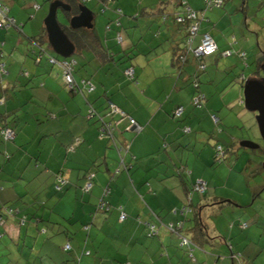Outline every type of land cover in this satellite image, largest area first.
<instances>
[{"label":"crops","instance_id":"0c3cea01","mask_svg":"<svg viewBox=\"0 0 264 264\" xmlns=\"http://www.w3.org/2000/svg\"><path fill=\"white\" fill-rule=\"evenodd\" d=\"M4 1L11 12L13 1ZM89 1L93 4L90 10L94 14V27L78 29L89 33L90 38L84 39L83 34H79L76 42L68 37L76 54L68 58L76 61L73 77L79 92L66 87L59 66L45 58L39 63L34 60L35 55L45 50L59 59L64 58L54 53L48 44L43 23L36 31L24 29L25 34L23 25H20L21 31L17 27H14L17 31L0 27V48L6 69L3 76L0 74V120L3 118L15 131L12 141L0 138V207L9 205L18 210L15 215H6L0 226V264H177L172 259L178 256L181 263L186 251L198 264H210V260L211 264H223L225 260L220 261L223 242L239 250L229 238L217 233L215 225L208 226L203 216L210 214L220 218L221 207L228 204L235 208L232 213L238 214L236 209L242 205L218 196L231 197L228 193H219L218 183L221 182L218 179L204 177L207 169L201 162L210 165L212 161L206 145L201 146L208 137L199 121L205 117L202 108L209 106L215 97L207 102L209 96L223 89L214 90L209 84L204 85L203 80L216 82L215 76L220 71L212 72L208 65L217 69L219 57H232L222 54L233 49L238 35L251 29V33L264 40V24H260L264 17L258 18L256 14V11H264V0H225L222 7L206 11L199 34L208 32L217 50L205 56L206 68L197 75V90L191 83L195 82L190 75L194 73L193 62L182 71L171 64L174 49L182 46L186 34L185 28L172 18V13L180 8V0H116L114 4L122 12L120 27L127 38L123 46L114 38L116 27L108 28L109 22H106L105 33H102L100 19L97 24L99 13L108 15L109 21L118 15L110 10L102 13L100 0ZM185 1L194 9L203 7V0ZM239 12L243 22L239 33L235 34L239 20L235 21V17ZM63 15L57 14L58 20L67 23ZM11 16L18 23L16 16ZM36 35L40 43L37 50L31 40V36ZM257 44L259 48L251 50L247 60L256 63L254 75L264 61V44L259 39ZM239 49L243 50L242 46L236 48ZM130 65L135 70V81L128 79L123 71ZM22 69L27 71L26 75L21 73ZM82 80H89L91 88H83ZM235 82L241 88L238 78ZM230 85L233 92L225 102L243 104L241 90ZM196 91L204 94V107L191 105ZM108 101H111L112 113L105 119L114 122V141L98 138L100 122L87 113L90 105L99 112H106ZM178 105H182L184 111L175 119L173 111ZM211 106L216 108L213 102ZM129 118L142 129L136 131ZM184 126L190 127L189 134H184ZM191 153H194L193 159ZM4 154L10 158H5ZM184 170L190 172L188 177L183 173L180 176L179 172ZM87 171L93 174L91 193L81 191ZM59 173L67 183L57 190L55 177ZM232 173L227 175L226 183ZM196 178H204L208 185L203 197L192 196L206 236L198 246L184 252L178 235L167 227L181 219L179 209L189 202L186 190ZM105 186L110 188L107 200L111 209L92 214L97 196ZM211 188L213 195L209 193ZM218 202L223 205L219 206ZM119 206L127 214L123 221L118 218ZM21 216L26 217L25 222L20 221ZM238 223L234 222L230 230ZM85 224L90 225L88 232L83 229ZM192 225L193 221L183 222V233L188 237ZM151 229H156L158 234L154 235ZM83 232L86 234L82 248L79 244L73 245L70 239ZM52 233L59 235L62 247L48 245L46 237ZM258 234L257 230H249L244 236L255 241L254 236ZM67 242L71 249L64 250ZM256 244H260V238ZM87 245L89 253L82 254ZM52 250L57 251L52 253ZM206 250L218 254L210 258ZM244 250L253 259L260 254L254 255L258 250L253 253L251 249ZM213 253L208 254L213 256ZM229 254L231 256L230 251Z\"/></svg>","mask_w":264,"mask_h":264},{"label":"rangeland","instance_id":"374dc122","mask_svg":"<svg viewBox=\"0 0 264 264\" xmlns=\"http://www.w3.org/2000/svg\"><path fill=\"white\" fill-rule=\"evenodd\" d=\"M12 1H13V7L11 8L12 9L11 12H9L10 8L7 7L6 8L8 9L10 16L12 14L15 15L16 18L18 19V23L20 25H23L22 26L23 34H25L28 31H36V29L39 28V26L43 23L44 18L48 13L49 6L52 0H12ZM115 1L116 0H114L113 3H115ZM84 3H85L84 5H86L88 8H91L93 5L90 1H86ZM33 4H38L40 8L35 10L33 8ZM60 14L61 12L59 11L58 12L59 17ZM256 14L258 18L264 17V11L263 12L260 10L256 11ZM107 16L99 13L97 17V24H98V19H100L101 21L99 22L102 23V25L100 26L102 33H105V23L109 21L106 18ZM249 16H251V9ZM236 18L237 19L239 18V20L236 21ZM10 19L13 20L12 17ZM254 19L257 20L256 17H254ZM235 21L237 22L236 24L237 26H235L236 28L234 29L236 34L239 33L237 31H239L240 24H242L243 22V17L241 16V12L236 13ZM260 24L261 25L264 24L263 18L260 19ZM110 25L120 30L124 38L123 42H125L127 38H125V33L122 27L117 28V26H115L113 22H110ZM24 29L26 32L24 31ZM14 30L17 31L16 29ZM250 31L251 29L244 34H241V36L238 35V38L234 45L235 48L233 47V49H236L237 47L239 48L240 46H242V49L247 54L246 60H248V57H250L251 50L253 49L256 50L259 48V45L257 44L258 39L260 40V43L264 44V40H262L261 37L257 38L256 35L251 33ZM75 55L76 54H72V56ZM246 62L247 64L250 63L249 67L245 66L243 61L240 60L237 55H232V57H219V61L217 62V66H218L217 69L212 67L211 65H208V68L210 67L209 70H211L212 72L220 71L217 72V76H215L214 82L215 81L216 82L212 84L210 83L209 79L203 80L204 85L209 84L210 86L213 87L214 90L216 89V87L219 90L220 88L223 89L222 91L219 92L217 91V93L215 92L211 94V96H209L207 102L211 97L214 96L215 97L212 98L209 106L208 105L207 106L204 105L205 107L203 106L204 108H202V111L205 112V117H203L204 119H202V121H199V123H201V125L203 126L202 129H205V133L208 137L207 140L201 143V146L206 145L208 157L211 158L210 161H212V164L210 163V165H206L205 163L201 162L203 167L207 169V172L204 177L205 179L207 177L218 179V181L221 182L218 183L219 193L221 192H223L224 194L228 193L231 195V197H226L219 194L217 195L224 199L235 201L238 205H242V207L236 209L238 210L237 211L238 214H233L232 211L235 210V208L233 207V205L228 204L225 205L224 207L223 206L221 207L223 214H221L222 216L220 218L212 215L210 216V214H206V215L204 214V216L202 214V216L204 217V220L208 224V226L215 225L217 233L219 232V234L225 239L229 238L230 242L231 241L234 242L233 243L234 248L239 250L240 253L242 254V256L239 255L240 257H242V261L240 260L241 264H264V245H263L264 244V142L260 136L257 124L255 122L254 113L245 109L243 104L229 105L227 102H225V99H227L230 96L229 94L233 92L232 86L230 84H233L234 86L237 85L235 81L236 78H238V75L243 73L244 76L247 78L254 77L253 72L255 71L256 63L250 62V60ZM193 66L195 69V65ZM225 66H227L228 70H230L229 73ZM192 78L194 79V75H192ZM236 87L239 88V86ZM239 89L241 90V94H242V89L241 88ZM212 102H213V106H215L216 108H212V106L210 107ZM210 110H212L216 114L217 118L220 120L218 123H215V121L210 117V113L207 112ZM243 140L253 141L255 143L260 144L261 147L257 152L255 151V149L240 147L239 146L240 142ZM216 144L222 145L223 148L225 146L226 147L232 146L233 148H236V150H234V152L228 151L225 155L226 159L221 163H217V161L214 160V156L216 153L215 152ZM254 152L257 154L253 155ZM193 158H194V153H191V159ZM230 171H233V173L230 174L229 177L230 181L226 183L227 181L226 177L230 173ZM205 179L196 178L195 180L196 181L202 180L206 182ZM213 191L214 189L211 188L209 190V193L213 195L214 193ZM195 194L198 193L195 192ZM256 214H260L261 216H258ZM255 217H257V219H253ZM231 221L236 223L238 222L246 223L248 227L246 229H240L239 227H237V225H235L233 231H231L229 227V222ZM249 230L250 231L257 230V233H260L256 237L254 236V239L256 240L260 238V244H256V240L252 241L251 238L244 236L246 232H248ZM85 234L86 232L80 233L78 236L76 235V238L72 236L73 239L72 240L70 239V242L73 245L79 244L81 245L82 248L84 244ZM58 236L59 235L56 234L53 235V233L49 234V236L46 237L48 245L55 244V245H60L62 247L63 242L61 243L59 241ZM254 245H257L258 248ZM221 247H222L221 249L222 258L220 257V261L225 260L223 264H231L230 262L231 256L229 254V249H230L229 242L228 243L227 241L223 242L221 244ZM245 248L251 249L252 253L253 251L258 250L257 252H255L254 255H256V253H260V254L255 256V259H253L251 258L252 255L244 250ZM86 249L87 250L90 249L89 245H87ZM183 249L184 252L185 250H188V248L186 247H183ZM260 250H262V252H259ZM56 251L57 250H52V253H56ZM209 251H207L206 255H208V257L210 258H214L218 254ZM185 253H186V257L183 259L181 263H179L178 261L179 260L178 256H175L174 259H172V261L177 262V264H198V262H195V260L189 257L188 251H186ZM208 253H213L215 255L211 256ZM225 253H227V255L223 257ZM210 264H211V260H210Z\"/></svg>","mask_w":264,"mask_h":264},{"label":"trees","instance_id":"16d2710c","mask_svg":"<svg viewBox=\"0 0 264 264\" xmlns=\"http://www.w3.org/2000/svg\"><path fill=\"white\" fill-rule=\"evenodd\" d=\"M63 1H65L66 3H68L71 6V9L69 11L63 12V11L60 10V12H63L64 15H66V17H67L66 19L68 20V17L70 18L71 16H73L74 14L77 13V10H78V6L77 5L79 4V0H63ZM113 1L114 0H100L101 6L99 7V9H100V11L102 13H105V12H107V11L110 10L113 13L117 14L118 16L115 17V18H112V20L108 21L109 23L107 25H109V27H110V22H113L114 25L117 26V28H118V27L121 26L120 25V21H119V16L122 15V12H121V10L119 11L118 7L113 3ZM221 1L222 2H221V4L219 6L212 7V8H220V7H222L225 0H221ZM0 2L3 5V7L9 8L8 5L5 3L4 0H0ZM84 2H86V1H84ZM35 5H37L38 7H35ZM185 5H188L189 6V4L185 0H180V8L177 11H175V12L172 13V18H173L174 22L177 25L183 26L185 28V30H186V34H185V37H184V41L182 43V46L181 47H176V49H174L173 56H172V63L171 64L177 70L182 71V70H184V68H186V66H188V64H190L191 62H193V65H195V70H194V73L192 72L190 75H191V77H192V75H194V78H195L194 81L195 82H191V83H194L195 90H197V89H199V81L197 80L198 79V76L197 75L202 70H199V65L201 64V59H199V57H197L195 55L194 48L196 47V45L199 42L200 34L197 35L198 37L196 36V38H198V42L196 41V38H195L192 41L191 45L188 46L187 43H186V39H187V37L189 35L188 28H189L190 21L189 20H184V21L178 22L175 19V17L178 16V15L183 16V13L182 12H183V9H184V6ZM39 7L40 6L38 4H33V8L35 10L36 9H39ZM7 8H6L5 13L7 14V16L9 18L12 17L14 22L10 26L4 27L3 29H8V28H11V27L12 28L13 27H17V29L19 28L21 30L20 24H18L16 22V20H15V18L13 16H10L9 15V12H8V9ZM190 8H192V7L190 6ZM205 8H206L205 0H203V7L201 9H198L197 10V9L192 8L193 10H196V11H204V16H202L200 18V20H199V28H200L201 21H203L205 19V13H206V11L212 9V8H208V9L205 10ZM58 12H57V14H58ZM63 13H61V14L63 15ZM64 15H63V17H64ZM163 19H166V16H163ZM117 22H118V24H117ZM61 24H62L61 27L63 28L64 32L67 34V36L71 40H74V41L77 42L78 41V35L79 34H83V38L84 39L90 38V34L87 33V32H84V31L79 30V29L78 30H72V29H70L67 26V23H62L61 22ZM116 32H120V30L116 29L115 35H116ZM114 38H115V36H114ZM31 40H32L33 46L35 47V50H37V47L38 48L40 47L39 46L40 43H39V40H38V36L37 35L36 36H31ZM115 40H116V38H115ZM116 42L120 46L123 45L121 43H118L117 40H116ZM35 50L33 49L34 52H35ZM229 50H231V49H229ZM37 53H38V51H37ZM233 54H236L243 61V63L245 65L247 64V62H246L247 61L246 60V52L244 50L232 49L230 55H228V56H231ZM3 58H4V53H3V51L0 48V62L4 64V67H3L4 68V72H0L1 76H3L6 73L5 63H4ZM42 58H45L49 63H51L53 65H57V66H59L62 69V67L58 63L60 60L62 61V59H59V58L55 57L54 55H52L51 53H49L47 50H45L43 53H39L38 55H35L34 56V60H37L36 63H39L42 60ZM50 58L55 59V62H50ZM202 61H203L204 65H205V68H206L205 58ZM74 67L75 66L73 65V71H74ZM130 67H132L134 69L133 65L127 66V67H125L123 69L124 74H125V70L128 69V68H130ZM21 73L26 75L27 74V71L25 69H22L21 70ZM134 74H135V70H134ZM126 76H127L128 79H130L132 81H135L134 80V75H133V78H130L128 75H126ZM88 81L89 80H82L83 88H85V89L89 88ZM75 84H76V81H75ZM72 91L73 92H75V91L76 92H79L80 90H79V88L76 87ZM196 93H201V92L200 91H196L195 94ZM195 94L192 96V98L190 100V103H191V105L193 107H196V105L193 104V97L195 96ZM204 100H205V98H204ZM110 102L111 101H108L107 102V106H106L107 111L104 112V113L97 111L91 105L89 106V109H88L87 113H90V111L93 110V113H90L91 117H96V120L100 122V126L98 128V133H97L98 138L102 139V138L105 137V138L111 139V141L112 140L114 141L115 140V138H114V131L116 129V127L114 126V122H111L110 120H106L105 119L108 116V114L112 113V107H111ZM203 104L204 103H202L201 106H197V107H202ZM178 106H182V105H178ZM178 106H176V107H178ZM110 108H111V110H110ZM182 114H183V112L181 113L180 116H182ZM210 114H211V118L212 119H213V116H215L217 118V116H216L215 113H210ZM173 117L175 119H179L180 118V117L174 116V114H173ZM2 119L3 118H1V120H0V129L1 128H10L14 132V136H15L14 129L11 126H9V124H7ZM218 122H219V119L217 118V121H215V123H218ZM185 127L189 128V130L188 131H184V128ZM101 128H103V130H104L103 132L100 130ZM108 131H110L111 133L109 132L110 133L109 134ZM183 132H184V134H189L191 132L190 127L184 126L183 127ZM0 138H2L5 141H9V140L12 141L14 139V137L12 139H5L4 135L1 134V132H0ZM217 145H219V144H216L215 145V152L216 153H215V156H214V160L217 161V163H221L222 161H224L226 159L225 155H226V153L228 151H231L230 150L231 148H229V147H232V146H228L227 148H225V147L223 148V146L221 145L222 146V149H223V155H220L219 156L218 153H217ZM4 156H5V158H10V155H8V154H4ZM120 161H121V164H122V158L121 157H120ZM179 173H180V176H182L184 174L183 176L188 177L190 172L188 170H184L183 172H179ZM85 175L86 176H85L84 182H83V184L81 186V191L83 193H91L92 192V189H93V185H94V182H93V174H90L87 171V173H85ZM59 178L64 179V181L63 182H59L58 181ZM88 180H90L91 186H90L89 189H86L85 188V184L88 182ZM66 183H67V179L65 177L63 178V174H60V173L59 174H56V177H55V188L57 190L61 189ZM195 183H196V180H193L192 182H190V185H188L189 187L186 190L187 198H190V200H191V201L188 202V204L191 207V211L190 212H184V213L181 214L182 217H181V219L177 223L181 222L182 223V226L179 229L176 228L178 230L177 231L178 232V235L182 236L183 238H185L188 241L187 244H184V245H180V242H179V245L181 247L188 248V250H192L193 247L198 246L199 245V242L202 241V239L206 236L203 233V232H205V226L201 222V216L198 213V209L195 208L196 206L193 205V203H192V196L195 194V192H197L199 195H201V197H203L206 194V192L208 191V185L205 182L206 183L205 190L203 192H198V191L194 190V188L192 187V186H194ZM109 194H110V188L108 186L103 187L102 190H101V192H100V195L97 196V202L95 203L94 209L91 212L92 214L98 213V212L105 213V212H108L111 209L110 203L107 200V196H109ZM218 204H219V206H222L223 205V202H218ZM119 209L120 210H119V216H118V218H119L120 221H123V220H125L127 218V214H126V212H124V211L121 210V206H119ZM17 211H18L17 208H13V207H11L9 205H4V206L0 207V217L2 218L3 224L5 222V218L4 217L6 215H15V214H17ZM179 211H180V209H179ZM121 213H124L125 214V218L124 219H120V214ZM25 219H26L25 216H21L20 217V221H22V222H25ZM187 220L193 221V225L191 226L192 229L190 231V237L186 236L183 233V229H182L183 228V222H186ZM232 222L233 221H231V224L229 223L230 228L233 226V223L234 222L233 223ZM177 223L176 224H173V228H175L177 226ZM2 225H0V226H2ZM148 226H150V224ZM237 226L240 229H244V228H246L247 224L246 223H238ZM89 228H90V225L89 224H85L83 226V229L85 231H87V232H88ZM167 228L169 229V227H167ZM151 231L154 232V235H157L158 234L156 229H151ZM151 236H153V234H151ZM66 244L69 245V248L68 249H64V250L71 249L70 243L67 242ZM229 248H230L229 251L231 252V258L230 259H231L232 264H241L242 257H240L239 255L242 256V254L239 251L233 250L230 244H229ZM81 253L82 254H88L89 251L87 249H83Z\"/></svg>","mask_w":264,"mask_h":264},{"label":"built area","instance_id":"2783aa9c","mask_svg":"<svg viewBox=\"0 0 264 264\" xmlns=\"http://www.w3.org/2000/svg\"><path fill=\"white\" fill-rule=\"evenodd\" d=\"M221 0H205V5H206V9L208 8H212V7H217L221 4ZM35 7H38L37 5H35ZM6 8L3 7V5L0 2V27H6L9 26L11 24H13V20L10 19L7 14L5 13ZM120 11V10H119ZM183 16H176L175 19L178 22L184 21V20H189L190 24H189V35L186 39V43L188 46L191 45L192 41L196 38V36L199 34V20L202 16H204V11H196L193 10L192 8H190V6L185 5L184 9H183ZM118 24V22H117ZM109 28V25L107 26ZM116 40L118 41V43H123L124 38L122 36L121 32H116L115 35ZM199 42L196 45V47L194 48V53L197 57H199V59H201V64L199 65V70H204L205 65L203 63V59L205 58V56L212 54L214 51L217 50V46L216 43L214 41V39L212 38V36L208 33V32H202L200 33V37H199ZM231 50H226L223 52L222 55L224 56H228L230 55ZM50 62H55V59L50 58ZM60 64V66L62 67V76H63V81L65 83V85L73 90L75 89V80L73 78V65H75L76 61L73 58H67V59H62V61L60 60L58 62ZM4 64L0 62V72H4ZM125 74L128 75L130 78H133L134 75V69L132 67L128 68L125 70ZM247 77L244 76L243 73H241L238 77V80L243 83L245 81ZM89 83V82H88ZM91 88V85L89 83V88ZM204 94L202 93H197L194 97H193V104L196 106H201V104L204 101ZM115 111H118V108H114ZM184 108L182 106H178L175 108L173 114L176 117H180L181 113L183 112ZM90 113H93V110L90 111ZM130 119V123L132 124V126L134 127V129L136 131H140L141 130V126L138 125L135 120L133 118H129ZM214 121H217V118L215 116H213ZM102 132L104 131L103 128L100 129ZM189 128L185 127L184 131H188ZM1 134L4 135L5 139H12L14 137V132L10 129V128H1L0 129ZM110 131H108L109 133ZM111 133V132H110ZM109 133V134H110ZM217 153L218 155H223V149L222 146L219 144L217 145ZM59 182H63L64 179L59 178L58 179ZM205 181L202 180H197L196 183L194 184V186H192L194 188V190L198 191V192H203L205 190ZM91 186V182L90 180H88V182L85 184V188L89 189ZM190 201V198H188ZM191 211V207L190 205L187 203L185 205L182 206L180 213H184V212H190ZM125 218V214L121 213L120 214V219H124ZM3 224L2 218L0 217V225ZM182 223L179 222L177 223V226L175 228H173V225L170 224L168 227L169 229L176 233L178 235V230L179 228H181ZM244 226V225H243ZM177 228V229H176ZM154 233V232H153ZM179 240H180V245H184L187 244V240L185 238H183L182 236L178 235ZM69 245L66 244L64 246V249H68ZM233 257V256H232ZM238 261V260H237Z\"/></svg>","mask_w":264,"mask_h":264},{"label":"water","instance_id":"95a60500","mask_svg":"<svg viewBox=\"0 0 264 264\" xmlns=\"http://www.w3.org/2000/svg\"><path fill=\"white\" fill-rule=\"evenodd\" d=\"M85 0L78 4V14L67 20V26L72 29L93 28L94 14L86 5ZM70 6L62 0H53L50 3L48 13L43 24L46 30L48 44L54 53L67 59L74 52V45L69 40L67 34L61 27L57 12L59 10H69ZM242 99L244 108L254 113L260 136L264 142V61L260 64V70L252 78H246L241 83ZM240 146L248 149L260 148V144L250 140H243Z\"/></svg>","mask_w":264,"mask_h":264},{"label":"flooded vegetation","instance_id":"af4514ba","mask_svg":"<svg viewBox=\"0 0 264 264\" xmlns=\"http://www.w3.org/2000/svg\"><path fill=\"white\" fill-rule=\"evenodd\" d=\"M66 3V2H65Z\"/></svg>","mask_w":264,"mask_h":264}]
</instances>
